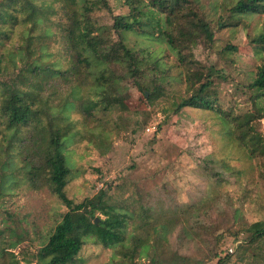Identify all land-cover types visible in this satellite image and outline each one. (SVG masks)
Returning <instances> with one entry per match:
<instances>
[{
  "label": "trees",
  "instance_id": "1",
  "mask_svg": "<svg viewBox=\"0 0 264 264\" xmlns=\"http://www.w3.org/2000/svg\"><path fill=\"white\" fill-rule=\"evenodd\" d=\"M124 1L127 11L114 14L109 0H0V197L26 181L37 189L47 186L66 207L38 249L35 264H72L88 239L113 250H127L130 243L132 253L147 254L150 264H202L213 258L220 264L228 260L223 249L228 239L241 240L237 247L242 251L247 241L260 242L264 264V219L235 228L233 200L219 201L217 190L198 203L177 202L164 184L137 198L129 194L126 199L137 205L145 234L129 233L128 240L124 235L134 212L116 207L110 184L79 201L67 195L72 168L65 147L78 144L83 130L96 144L106 140L107 135L99 137V127L84 122L96 110L122 104L121 94L128 89L140 91L144 99L164 95L172 85L166 79L171 67L164 65L165 49L178 68L172 77L184 85L176 110L214 113L221 128L218 143L230 150L228 161L221 158L222 170L237 176L255 172L264 184V111L251 102L264 98V0H231L214 21L199 0ZM234 14L236 21L249 14H263V20L253 35L244 34V52L257 57L254 75L249 82H234V90L246 92L247 99L237 108L222 109L215 85L232 76L198 59L194 49L203 35L211 45L213 29L229 26ZM191 31L200 33L197 39ZM126 33L163 45L152 53L136 49ZM237 47L226 44L219 53ZM225 57L232 62L231 55ZM201 174L209 183L215 173ZM150 215L152 223L146 220ZM4 252L10 251L1 246L0 257Z\"/></svg>",
  "mask_w": 264,
  "mask_h": 264
},
{
  "label": "rangeland",
  "instance_id": "2",
  "mask_svg": "<svg viewBox=\"0 0 264 264\" xmlns=\"http://www.w3.org/2000/svg\"><path fill=\"white\" fill-rule=\"evenodd\" d=\"M203 10L210 14L213 21L221 18L223 8L231 0H199ZM114 14L127 11L124 0H109ZM101 11L100 10V14ZM102 13V14H103ZM107 15H104L106 17ZM156 16V15H154ZM238 15L229 19V26L213 29L211 45L206 36L198 38L200 33L191 31L197 44L195 56L204 61H212L224 74L232 78L217 79V107L237 108L246 101V92L234 90V82H249L254 75L257 57L255 53L244 52L245 33L253 35L263 20V14H249L236 21ZM209 20V19H208ZM127 43L136 49L152 53L163 44L158 40L149 41L137 33H126ZM226 44L238 46L235 51L220 54ZM163 62L170 66L169 76L172 85L159 98L144 99L142 93L134 88L128 94H121L122 104L110 110H96L84 125H95L101 129L99 137L106 136L103 142L94 143L84 138L72 147H65L67 163L72 168L70 180L65 188L67 195L79 201L90 197L100 188L110 184L111 201L119 208L134 212V219L127 223V235L144 236L140 228L142 219L137 216V205L130 204L126 197L131 194L137 198L144 192L159 185H166L178 201L198 203L208 195L213 197L217 190V199L233 200V225L245 228L250 223L264 219V184L255 172H245L238 176L231 171L222 170L221 158L228 161L229 148L222 149L217 133L220 131L219 119L211 111L203 114L199 109L183 108L176 110L177 103L185 95L184 85L176 76L174 55L165 49ZM231 55L232 62L225 57ZM224 56V57H222ZM252 103L264 111V98H254ZM216 107V108H217ZM264 130V116L260 119ZM84 129V128H83ZM215 173L208 183L203 176ZM245 188V189H244ZM124 198V201L123 199ZM122 201V202H121ZM119 203V204H118ZM66 207L49 191L47 186L34 188L22 181L0 197V247L7 251L0 257V264H35L36 253L43 245L48 232L52 230ZM98 217L104 215L97 213ZM150 223L153 216L146 218ZM133 226H136L134 229ZM246 234L243 233L244 240ZM127 238V239H126ZM241 239V238H240ZM152 235L149 238L151 242ZM241 241V240H240ZM240 241L228 239L223 249L229 253L228 260L220 264H251V261H263L262 243L246 242L242 251L237 247ZM246 241V240H245ZM12 244V245H11ZM264 244V243H263ZM232 249V251H230ZM256 252L258 256L252 254ZM195 256H202L196 251ZM223 255V254H221ZM261 255L262 257H259ZM207 261V262H206ZM217 258L205 260L202 264H215ZM72 264H150L147 254L132 253L128 244L124 248L104 247L88 239L85 241L75 262Z\"/></svg>",
  "mask_w": 264,
  "mask_h": 264
},
{
  "label": "water",
  "instance_id": "3",
  "mask_svg": "<svg viewBox=\"0 0 264 264\" xmlns=\"http://www.w3.org/2000/svg\"><path fill=\"white\" fill-rule=\"evenodd\" d=\"M97 220H98V218L96 217V218H95V221L97 222Z\"/></svg>",
  "mask_w": 264,
  "mask_h": 264
},
{
  "label": "built area",
  "instance_id": "4",
  "mask_svg": "<svg viewBox=\"0 0 264 264\" xmlns=\"http://www.w3.org/2000/svg\"><path fill=\"white\" fill-rule=\"evenodd\" d=\"M230 251H232V249H230Z\"/></svg>",
  "mask_w": 264,
  "mask_h": 264
}]
</instances>
